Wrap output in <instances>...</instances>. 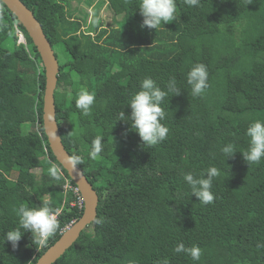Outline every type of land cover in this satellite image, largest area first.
Segmentation results:
<instances>
[{"label":"trees","instance_id":"trees-1","mask_svg":"<svg viewBox=\"0 0 264 264\" xmlns=\"http://www.w3.org/2000/svg\"><path fill=\"white\" fill-rule=\"evenodd\" d=\"M21 1L58 48L54 103L61 141L70 156L82 158L78 166L99 197L93 222L52 264H158L164 258L170 264H264L258 246L264 244V161L249 166L240 152L249 145V124L264 121V0H201L198 8L177 0L178 19L157 30L141 27L139 0H106L112 22L103 26L98 19L93 32L65 13L66 0ZM0 25H7L0 27V238L19 226L21 204L38 208L50 200L60 212L47 247H36L30 231L15 248L0 239V264H35L83 208L70 205L75 197L63 187L70 178L44 133L41 58L1 0ZM197 63L207 66L209 87L194 98L187 73ZM146 77L162 89L175 77L182 88L161 105L169 133L152 148L142 145L130 120H118L121 111L130 116L127 104ZM81 89L95 93L87 116L75 107ZM97 136L104 150L92 158ZM229 142L237 151L225 160L220 148ZM53 164L62 170L60 181L49 175ZM210 166L220 175L214 203L203 205L183 176ZM179 243L198 245L200 261L175 253Z\"/></svg>","mask_w":264,"mask_h":264},{"label":"clouds","instance_id":"clouds-1","mask_svg":"<svg viewBox=\"0 0 264 264\" xmlns=\"http://www.w3.org/2000/svg\"><path fill=\"white\" fill-rule=\"evenodd\" d=\"M253 0H246V5ZM182 3L189 8L200 7L201 0H182ZM143 17L141 27L147 26L150 29L157 30L165 23L176 21L178 19L177 0H139L138 7ZM7 28V25H0ZM24 35L19 33V41H24ZM208 69L203 63H197L187 73V84L191 87V95L202 97L209 87ZM182 88L178 86L175 77L170 78L165 88L162 89L151 77L144 78L140 83V90L136 92L127 105L131 107L130 116H126L123 111L119 113L118 120H130L131 128L135 130L141 138L142 145L152 148L159 145L167 139L169 128L162 123L166 119V112L162 108L165 99L173 95H179ZM169 100V99H168ZM95 103V93L87 89H81L75 99V107L80 110L81 114L87 116L91 113ZM246 136L249 138L247 150L240 151L248 165H259L264 161V121L256 120L249 124L246 129ZM103 137L97 136L92 140V150L90 156L96 158L104 150L102 142ZM145 148V147H144ZM237 151L234 142H229L220 148L224 159L232 157ZM75 169L82 164V158L79 155H73L69 160ZM50 177L55 181L62 179V170L57 165H52L49 170ZM220 175V169L216 166H210L206 170L194 175L191 172L184 174L183 179L190 187V194H194L198 201L203 205L214 203L215 194L212 191L214 181ZM80 192V191H79ZM82 197V196H81ZM84 204V203H83ZM19 216V226L8 230L2 236L4 240L11 242L15 248L21 240L25 231L32 233V242L43 248L47 247L50 238L54 237L60 227L58 209L52 207L50 200H42L38 208H29L21 204L17 210ZM96 224H101L100 219L95 220ZM264 247V244L258 245ZM174 252L183 253L193 261L199 262L203 254L198 245L185 246L179 243ZM158 264H170L167 258L158 261Z\"/></svg>","mask_w":264,"mask_h":264},{"label":"water","instance_id":"water-1","mask_svg":"<svg viewBox=\"0 0 264 264\" xmlns=\"http://www.w3.org/2000/svg\"><path fill=\"white\" fill-rule=\"evenodd\" d=\"M16 16L18 22L25 28L28 36L41 58L45 85L43 91L42 124L47 137L48 145L58 163L67 172L70 180L78 187L83 199V210L79 218L71 223L36 260L35 264H52L67 248L78 238L81 231L96 217L98 194L89 182L82 169H75L70 164V154L65 149L55 117L54 91L59 71L58 60L54 50L47 39L39 21L21 0H1Z\"/></svg>","mask_w":264,"mask_h":264},{"label":"rangeland","instance_id":"rangeland-1","mask_svg":"<svg viewBox=\"0 0 264 264\" xmlns=\"http://www.w3.org/2000/svg\"><path fill=\"white\" fill-rule=\"evenodd\" d=\"M64 7L68 16L81 20L82 24H84L82 20L86 21V25L85 27L83 25L82 29L90 32H93L92 27L98 19H101L103 26H107L108 23L112 22L113 13L106 0H66ZM114 16L116 19L119 18V15ZM54 51L59 53L57 47L54 48ZM60 89L69 91L70 87L62 86ZM36 167L35 171H38L39 165Z\"/></svg>","mask_w":264,"mask_h":264},{"label":"built area","instance_id":"built-area-1","mask_svg":"<svg viewBox=\"0 0 264 264\" xmlns=\"http://www.w3.org/2000/svg\"><path fill=\"white\" fill-rule=\"evenodd\" d=\"M65 191H71L72 194L74 195L75 199H73L72 201H70V205H76L78 208H83V199L81 197V194L79 192V189L78 187L74 184V183H71V180L69 179H66L65 180V183L63 185ZM74 220L70 221L66 226L65 228H63L62 231H64L69 225H71V223L73 222Z\"/></svg>","mask_w":264,"mask_h":264}]
</instances>
